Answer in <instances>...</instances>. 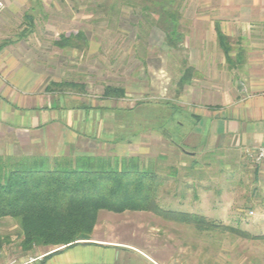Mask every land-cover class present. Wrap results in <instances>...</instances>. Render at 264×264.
Listing matches in <instances>:
<instances>
[{
  "label": "rangeland",
  "instance_id": "1",
  "mask_svg": "<svg viewBox=\"0 0 264 264\" xmlns=\"http://www.w3.org/2000/svg\"><path fill=\"white\" fill-rule=\"evenodd\" d=\"M0 1V52L12 50L21 69L14 73L19 79H32L40 86L50 82L82 86L52 89L53 100L62 96L69 108L90 104L113 112L111 119L102 114L101 133L94 132V141L76 139L66 156L77 151L139 157L142 167L153 165L164 180L158 191L163 209L194 214L206 222L200 229L148 212L100 211L89 241L94 245L62 251L69 250L70 260L77 264H264V178L256 172L264 160H255L256 151L244 152V158L219 149L199 153V147L194 152L188 137L184 139L192 114L211 104L195 96L198 89L189 87L196 72L187 84L179 85L183 72L193 69L189 49L205 45L192 34L199 29L207 36L209 24L188 19L190 2L198 0L171 1L180 15L182 40L176 48L166 45L157 14L143 11L145 6L152 8L149 0ZM26 15L32 18L31 25ZM78 34L83 39L73 41L74 47L55 45L61 36ZM206 42L210 46L214 41L207 38ZM233 43L229 39L228 49ZM5 74L0 79L10 77ZM106 87L123 89L125 97L103 99ZM242 160L246 168L227 166ZM18 232L15 220H0L4 239L0 264H39L61 249L52 248L42 257L37 256L47 248L24 253ZM52 257L45 264H55L49 261Z\"/></svg>",
  "mask_w": 264,
  "mask_h": 264
},
{
  "label": "crops",
  "instance_id": "2",
  "mask_svg": "<svg viewBox=\"0 0 264 264\" xmlns=\"http://www.w3.org/2000/svg\"><path fill=\"white\" fill-rule=\"evenodd\" d=\"M189 12L190 22L209 24L208 31H204L207 36L201 35L199 29L192 34L195 39H203L198 41L205 45L189 49L190 66L196 72L189 87L198 89L195 96L211 104L192 114L184 139L188 137L194 152L199 147H202L199 153L219 149L244 158L246 150L264 148V0H198L190 2ZM214 25L234 40L228 57L215 43ZM207 38L214 44L206 45ZM4 49L0 52L2 78L6 72L14 74L21 70L12 50ZM10 77L0 79V165L17 164L22 159L66 156L76 139L95 140L94 132L101 133L102 114L104 119L113 116L112 111L96 105L69 108L62 96L53 100L56 94L45 91L48 84L40 86L32 79ZM201 80L205 82L200 84ZM80 154L85 153H72ZM237 164L246 168L243 160L230 161L227 166ZM256 169L260 178H264V163ZM51 250L47 248L37 257ZM69 250L49 261L77 264L69 259Z\"/></svg>",
  "mask_w": 264,
  "mask_h": 264
},
{
  "label": "trees",
  "instance_id": "3",
  "mask_svg": "<svg viewBox=\"0 0 264 264\" xmlns=\"http://www.w3.org/2000/svg\"><path fill=\"white\" fill-rule=\"evenodd\" d=\"M171 1L149 0L152 8L145 6L143 11L157 14L166 45L176 48L182 40L178 31L180 15L171 8ZM26 19L31 25L30 15H26ZM216 35L219 47L227 56L229 38L219 27H216ZM78 39H83L81 34L61 36L55 45L60 49L74 47L73 41ZM183 73L180 86L187 84L195 71L188 68ZM77 87L83 89L72 83L50 82L45 91L53 93L52 89ZM124 97L123 89L113 87H106L102 95L103 99ZM142 166L139 157L89 154L22 159L17 164L0 165V220L9 218L17 222L19 247L24 253L37 248H61L43 257L39 264H45L47 258L66 249L94 245L89 241L100 211L148 212L200 229L206 224L200 216L163 209L158 203V191L164 180L153 165ZM226 229L247 236L239 230ZM3 243L0 237V249Z\"/></svg>",
  "mask_w": 264,
  "mask_h": 264
},
{
  "label": "built area",
  "instance_id": "4",
  "mask_svg": "<svg viewBox=\"0 0 264 264\" xmlns=\"http://www.w3.org/2000/svg\"><path fill=\"white\" fill-rule=\"evenodd\" d=\"M2 7H3V5H2V3L0 1V11L2 10ZM250 152H252V151L246 150V153H250ZM255 156H256L255 160L258 161V162H261L262 160H264V148L258 149L255 152Z\"/></svg>",
  "mask_w": 264,
  "mask_h": 264
}]
</instances>
